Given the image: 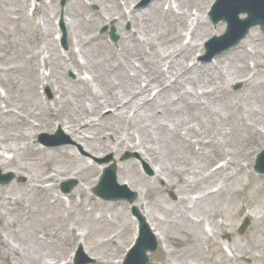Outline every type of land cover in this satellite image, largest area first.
Listing matches in <instances>:
<instances>
[{"label":"rangeland","instance_id":"obj_1","mask_svg":"<svg viewBox=\"0 0 264 264\" xmlns=\"http://www.w3.org/2000/svg\"><path fill=\"white\" fill-rule=\"evenodd\" d=\"M128 1L130 6L133 4V7L141 2V0ZM207 1H201V5ZM214 2L215 0H210L208 7L206 5L207 12L205 13L206 7L200 8L201 11L203 10L202 15L204 14L205 18L210 10V5ZM42 3L43 0L40 4ZM113 6L112 3L92 5L88 10L90 25L88 27L80 25L73 33L70 30L72 39H70V48L66 54L68 55L69 51L74 48L77 39L81 41L79 55L85 62L88 61L89 68L95 71L97 81L100 77L101 66L104 67L106 61L120 59L123 53L121 47L129 46L134 41L132 38L134 34L129 33L130 31L127 29L128 23L121 27L125 35L120 40L121 43L117 44L118 46H108V49L102 48V51H98V43L89 39V35H93L97 36L98 40L105 42L107 36L100 35L99 28L112 20ZM147 7L137 10L139 11L138 18L134 20L135 30L140 35L145 29L150 31L155 24L152 25L149 16L146 17V24L140 23L142 12L147 10ZM61 10L58 0L56 18L59 17ZM207 20L206 34L200 35V29L205 30V26L197 30V37L194 39L195 47L192 52L188 51L192 57L187 58V64L190 59L193 60L196 54L198 55L203 50L204 44L214 36V32L220 29L222 30L220 35L226 32V25L223 22L214 26L208 18ZM0 21L2 22L0 26V84L5 87L9 97H15L14 100L18 106H20L18 103L24 105L28 96L23 93L35 83L32 73L37 74L36 68L39 67L38 61L36 62V57L39 56L37 54L42 52L45 56L47 55L45 47L47 39H50L54 48L57 47L53 36L58 28L55 26L53 18L49 20L48 29L46 30V23L43 28L40 25L41 17L32 18L28 16L27 11L21 12V6L17 0H9L7 4L0 2ZM209 27L213 32L211 30L208 33ZM11 31H13L12 35L8 36L7 32ZM178 31L179 28L176 24L173 32L169 27H164L162 30L164 34H160L161 45L159 46L162 53L175 41L179 34ZM251 32L253 34L249 37ZM251 32L239 46L214 60L217 65H220L218 69L213 67L211 62L210 64H197L196 57L194 63L202 67L194 70V77L206 79L211 75L216 76V70L222 69L229 80L228 90L220 94L219 97L212 96L205 99L209 109H198L200 115L194 123L192 117L198 115L197 110H191L178 120L179 123L192 121L190 125L197 129L201 139L206 140V145L202 146L200 152L194 154L188 153L182 144L177 142L185 151L186 156L182 157L181 161L173 156L170 163L173 169L182 171L183 177L200 175L198 172L203 168L211 172L213 167L225 160L227 156L230 157L227 158L228 160H232L225 172L216 174L210 180L211 186L205 193L207 194L205 199L192 210V217L194 220H198L200 229L194 227V234L191 230L185 229L189 224H182L177 220V216H179L177 208L181 204L179 201L185 198L186 188H182V186L190 187L188 195L191 196L200 188H206L204 182H198L196 179L194 182L168 187L166 180L160 179L154 182V187L149 186L145 184L146 181L141 178L139 173L141 172L148 180L152 179L155 177V167L149 159L145 160L141 153L126 151L118 156L113 153H107L103 157L92 156V160L96 159L101 163H104L105 159L113 157L118 165V171L122 165L129 161L139 164L140 172L133 169L130 174V178L133 177L136 181L134 185L137 186L135 191L138 193V199L131 205L122 201L105 202L93 197L92 191L101 174V168H99L98 176L96 175L94 179L91 171L71 166L68 162L63 161L51 164L50 170L47 172L44 166L28 164L27 161L31 156L29 152L24 154L17 151L14 155L16 159L9 162L10 164L6 168L0 164L1 170L13 171L16 174L15 182L8 186L0 185V264H49L50 259L63 260L69 257L70 251H75L80 243L84 245L85 252L96 260L95 264H108L110 260L117 259L120 255L123 256L125 250L131 246L129 245L131 230L127 226L129 222L132 227L134 225V208L144 213L146 218L148 217L149 221L155 224L166 242V244L164 241L161 242L158 252L152 256V264H162L164 261H169L170 264H264V176L257 174L254 170L257 155L264 151V33L262 34L257 27L253 28ZM244 41H246V46L250 47L248 50L251 52L244 56V60L248 66L251 64L256 66L253 69L250 68L251 76L241 78L236 69H239L240 66L237 67L238 65L235 60H232V57L238 54V51L234 50L240 48ZM202 43L204 44L202 45ZM66 54H63L62 58L60 53L51 55L48 67L46 66V73H51V80L56 83L57 87H59L58 84H65V89L74 94L75 90L67 80L71 79L75 82L77 73L74 70H69L67 80H65L62 77L61 65H59L61 62H66L63 58L68 59ZM180 61L182 62V59ZM181 62L180 64H182ZM238 63L240 64V62ZM209 85L213 88L218 87L212 80ZM237 85L240 88L236 89ZM59 89L62 91L63 99H72L67 91L60 87ZM211 89L209 90L211 91ZM45 92L46 102L53 101L56 94L52 88L47 86ZM245 97L246 100H244ZM63 111L66 115L70 113L76 115L79 105L76 102L70 112H65V108ZM152 112L158 113L155 109ZM145 117L136 116L133 119L132 127L137 129V133L145 134L147 129L156 128L161 124L157 115L155 116L156 121L153 122L151 119L146 122ZM140 119L144 122L141 123ZM42 133L56 134V128H51L48 132L41 131L38 135ZM38 135L32 141L34 145H37ZM62 135L60 140L67 143L65 147L91 157V154L85 151L84 146L80 144L82 146L80 148L69 134L63 131ZM155 150L157 155L154 154L152 157V159L155 158V162H157V156L166 157L167 153H170L168 148L161 145ZM127 154L131 158L124 162L123 158ZM144 166L150 167L151 175L144 172ZM23 167H27V170L24 171ZM74 172H79V177L72 176ZM52 173L61 177L56 178L55 183H52L54 182L52 179V182L47 184V186L55 184V188L50 194L39 192L33 188L34 185H41ZM33 178L39 182H33ZM169 178L175 182L179 176L171 174ZM169 178L167 177L168 180ZM20 179H23L24 182H21ZM73 179L77 180V186L70 195L72 210H66L70 205L65 202H59L64 210L60 206L53 205L54 203L51 204L53 193L55 195L60 193V184ZM212 187L219 188H216V191L214 189L215 193H212ZM86 189L87 195H85ZM172 192L177 196L176 200L170 196ZM86 197L92 200L90 201ZM96 202L110 203L115 206H107L108 211L101 213L99 209L95 208ZM140 203L144 205V211L140 209ZM26 207L38 213L27 219L23 218L24 213L19 210ZM245 218H250V228L244 235H241L239 227ZM11 220L16 221L17 225L14 226ZM185 220L194 226L190 219L185 218ZM204 223L214 229L213 233L207 231V234L213 235L211 237L219 245L218 248L209 243L204 236ZM224 232H231L229 243L221 237ZM112 238L115 239L109 240ZM229 244L235 252L236 259L229 258L222 248L223 245ZM165 245L168 250L164 248Z\"/></svg>","mask_w":264,"mask_h":264},{"label":"bare ground","instance_id":"obj_2","mask_svg":"<svg viewBox=\"0 0 264 264\" xmlns=\"http://www.w3.org/2000/svg\"><path fill=\"white\" fill-rule=\"evenodd\" d=\"M7 4L9 0H0V2ZM190 0H185L184 4L182 3L181 6H185ZM164 0H156L152 3V6L149 7V11L153 17V21L157 23V28H161L163 26V21L164 17L171 15L172 13H164L161 11L162 5H163ZM253 3H255L257 6H259L261 9L264 10V0H252ZM75 3H77L78 10L83 7L84 0H75ZM84 8V7H83ZM70 11L76 13L74 8H69ZM77 17L81 16L80 12L77 11ZM192 16V15H191ZM190 16V17H191ZM261 17L264 15H260ZM78 20L75 21L77 23ZM207 31V26H205V30L200 29V34L206 33ZM194 34L197 32L194 31ZM138 45L133 48V50H127L125 51L124 54H133L134 52H139L143 53L144 49L147 47V44L145 42L138 41ZM98 48H102L101 45L98 46ZM181 53V48L178 49H173L172 55L173 56H178V54ZM249 52L246 50V48H243L242 51H240L238 54H236L232 60H235L236 65H238L236 68L237 73H239V76L241 78L248 76L251 72L248 68V65H246V62L244 61V56L248 55ZM240 62V64L238 62ZM72 65L73 68L77 69L79 73H82L84 70L83 66L78 62L76 59L72 60ZM63 67L68 68L69 65L64 64ZM119 67H122L121 62H117L112 68H107L105 67V70L107 72H111L114 69H117ZM236 67V66H235ZM94 71V70H93ZM95 72V71H94ZM173 70L172 69H163V68H147V69H138L137 70V75H131L129 71H126L123 76L117 77L116 79L109 78L105 73L103 72L102 68L99 70V80L102 83L103 90H102V96L99 98L97 96L93 97V103L92 107L88 112H83L81 115H71L70 117H66L62 111H58L56 109H48V111H44L40 109L37 112V115L41 119V125L42 127L40 129H48L49 127L54 126L56 122L62 123L68 126V132L73 135V137L85 144V147L88 149V151L91 154H96L99 155L101 153H105L107 151H112L116 150V152H120L124 150L126 147H130L128 143L125 142H120L119 138L116 139L114 142H108V141H103L102 137L104 136L105 132H110L114 133L116 137L118 136V130L121 127V122L119 119L124 118L127 113L130 111H135L139 109H143L139 112V115L146 113L145 121H149V119L153 121H156V114L153 111L154 107L155 109L158 110H164L169 106L171 103V98L168 97V94H177L178 92L182 95L179 101H184L185 100V94H184V89L185 87L182 85L183 83H180V87L176 86V82H173L172 85H170V88L167 90H164V82L167 79V75L172 74ZM191 73L188 72L186 75H190ZM217 75H211L210 78L206 80L199 81L200 79H197L194 76H189L188 77V82L186 84L190 85L192 87L198 88V86L201 87H206L208 81L212 80L215 85L219 87V92L218 96L222 94L223 92H226V88L224 87L228 80V77L218 71L216 73ZM143 79V81L147 82L146 87L148 89H139V84L140 81ZM106 80L107 81L105 83ZM199 81V82H198ZM206 81V82H205ZM48 83V81H47ZM79 88V92L74 94L76 97H84V96H90L91 95V89L90 85L86 80L80 79L79 83L77 84ZM59 87L61 89H64V85L59 84ZM153 90H157V93L155 96H153V99L150 100L151 96L150 93ZM26 93H28V98L26 103L23 105L21 103H18L20 106L26 108L27 111L31 113H35L36 109L35 107H42V108H48L49 105H45L40 101V97L37 96V101L33 103L35 100L34 97V90L33 87H28L26 90ZM58 93L60 95L59 99H56L54 101L55 104H59L62 102L63 107L65 108V112H70V109L72 108L71 103H69L67 100L62 98V91L58 89ZM197 103H195L196 107H201L202 103V96H198L194 94ZM246 100V97L244 98ZM185 102H182V105H184ZM103 106H109L108 108H113L116 107L117 113L112 115L109 114L107 117L99 118L97 120V123L92 121L90 124L86 123L85 121L89 119V116L97 115V108H101ZM189 109L185 108L184 106H180L179 111L177 114L181 112H186ZM106 111V110H105ZM9 115L12 117V123H11V128L10 132L15 135V136H20V140L26 141L27 140V134L28 133H37L38 130L31 125L28 121H22L19 117H15L12 115V112H7ZM105 115V114H104ZM169 123L170 125L166 123H161L158 125L156 128L152 129H147V133L145 134H140L138 133L139 137H141V140L139 143L134 144L132 146L133 149L140 148L142 149L144 156H149L150 158L153 157L155 153V148L159 147L161 145L162 147L168 148L170 153H167L166 157H158L157 156V162H155V158L150 159L151 162H155V164L158 165V172H157V179H160L162 176H169L171 174L178 175L179 178L176 179L175 183L176 185L179 184H185L188 183L187 178L183 177V173L180 170L173 169L170 159H173V156L176 157L177 160L181 161L182 157H185V151L179 146L178 143H181L184 149L191 154L193 151L192 148L196 147V143L193 140L187 139L186 137H191V134L195 132V129L190 128L187 126V123L185 122H178L179 119L174 118L172 116L169 117ZM158 121V120H157ZM140 122L143 123L140 119ZM4 124L3 122L0 121V125ZM88 126V128L84 131V134H91L95 138L100 136V143L95 142L94 140L92 141L91 139L87 138L83 133L82 130L85 127V125ZM173 127V128H170ZM184 130H189L190 134H187L184 136L185 139L180 137V132ZM263 137V134H261ZM90 137V136H88ZM115 137V138H116ZM130 142L135 143L134 138L130 137ZM178 142V143H177ZM128 144V145H127ZM197 144H200L199 140L197 139ZM205 144V142H203ZM206 145V144H205ZM28 152L30 153V159L27 161L28 164L32 165H41L46 167V171L49 172L51 164L54 162H68L69 164L72 163H84L87 167L86 170L91 171L93 174H95L96 166H90L87 164L82 158H79L76 153L73 151L71 152L67 148H61V149H47V148H42V147H33V148H28ZM194 152V151H193ZM168 161V162H167ZM134 164L132 163H127L126 166H124L123 171L129 172L131 169H133ZM24 171L27 170V167H23ZM133 171V170H132ZM127 173V177H130L131 173ZM222 171V169L218 170ZM201 172L200 176L202 178V181L207 183L208 185L210 184V180L215 176L212 172H207L205 168L200 170ZM206 174V176H204ZM121 176V180L125 181L123 175ZM131 179L136 183L135 179L131 177ZM170 179V178H169ZM33 180H36L33 178ZM128 181V180H127ZM130 182V181H129ZM131 184V182H130ZM145 184L150 185L149 182H146ZM170 185H174V181L171 179ZM35 190L41 192L42 190L39 189L37 185H34L33 187ZM199 203L197 202H192L190 199H183L181 201L180 206L177 208V213L180 216H177V220L182 222V224L187 223L189 224L185 229H189L192 231L194 234L195 228L200 229V224L199 223H194L191 221V223L194 225L192 226L189 222L183 218L184 216H187L191 211V206H198ZM95 208L99 209L101 213H106L108 211L107 205H95ZM30 214H33L31 211ZM133 228V227H132ZM201 231V230H200ZM198 233V232H197ZM110 264H117L114 261L110 262ZM164 264H170L169 261L164 262Z\"/></svg>","mask_w":264,"mask_h":264},{"label":"water","instance_id":"obj_3","mask_svg":"<svg viewBox=\"0 0 264 264\" xmlns=\"http://www.w3.org/2000/svg\"><path fill=\"white\" fill-rule=\"evenodd\" d=\"M221 2H224V3H229V1H232L233 3H236V2H242L245 7H247V10H248V13L250 15V22H249V26H246L244 29V32L243 34L241 35V37L239 39H237L238 41H240V39L242 37H244L245 33H247V31L250 29V27L252 25H257V24H260L262 26V28H264V17L260 16V15H264V10L261 9L259 6H257L255 3L252 2V0H220ZM260 1H263V0H260ZM240 12H236L234 15H238ZM235 16V17H236ZM224 19L230 21V22H233V19L230 18V17H224ZM142 246V247H141ZM141 247V248H140ZM146 245H142V242L140 243V245L136 248V252H138L139 250V256L142 257L144 256V254L146 253Z\"/></svg>","mask_w":264,"mask_h":264}]
</instances>
